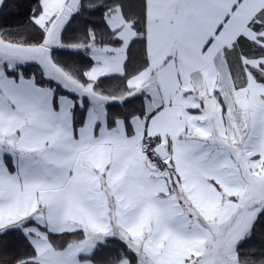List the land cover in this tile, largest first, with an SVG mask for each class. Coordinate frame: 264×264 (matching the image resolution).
Listing matches in <instances>:
<instances>
[{"label": "snow or ice", "instance_id": "6c2138e0", "mask_svg": "<svg viewBox=\"0 0 264 264\" xmlns=\"http://www.w3.org/2000/svg\"><path fill=\"white\" fill-rule=\"evenodd\" d=\"M10 7L0 264H264V0Z\"/></svg>", "mask_w": 264, "mask_h": 264}, {"label": "trees", "instance_id": "16d2710c", "mask_svg": "<svg viewBox=\"0 0 264 264\" xmlns=\"http://www.w3.org/2000/svg\"><path fill=\"white\" fill-rule=\"evenodd\" d=\"M20 7H10L8 12L4 16V20L9 24H15L19 21H22L24 16L27 12V4L29 3V0H19ZM19 13V14H16ZM10 242H14L15 238H9ZM260 240V237L257 236V241ZM14 247H18L19 245L13 244ZM257 246H259L257 244Z\"/></svg>", "mask_w": 264, "mask_h": 264}]
</instances>
